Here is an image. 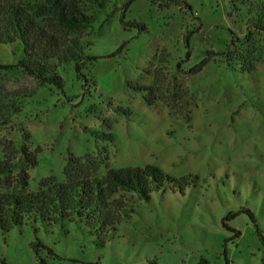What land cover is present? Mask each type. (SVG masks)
Returning a JSON list of instances; mask_svg holds the SVG:
<instances>
[{
  "label": "rangeland",
  "instance_id": "1",
  "mask_svg": "<svg viewBox=\"0 0 264 264\" xmlns=\"http://www.w3.org/2000/svg\"><path fill=\"white\" fill-rule=\"evenodd\" d=\"M104 1L80 34L97 58L59 65L60 86L0 44V105L20 104L0 124V191L145 164L197 180L134 198L107 236L79 220L0 231V264H264V33L243 12L260 0Z\"/></svg>",
  "mask_w": 264,
  "mask_h": 264
},
{
  "label": "trees",
  "instance_id": "2",
  "mask_svg": "<svg viewBox=\"0 0 264 264\" xmlns=\"http://www.w3.org/2000/svg\"><path fill=\"white\" fill-rule=\"evenodd\" d=\"M132 1L128 0L126 6ZM88 3L100 9L105 7L104 0H0V44L18 42L22 48V57L14 66L41 86L61 85L58 72L61 64L72 63L74 71L81 75L86 63L97 58L86 53L91 43L80 36L96 20L88 10ZM243 12L246 26L264 33V0L243 7ZM231 52H227L228 56ZM228 56L226 60L231 62L228 66L235 67L239 58L229 60ZM240 62L242 70L251 72L249 59L245 57ZM19 111L17 101L1 104L0 124H6ZM196 180L193 174L175 177L155 165L145 164L109 168L100 177L44 181L36 191H0V231L8 232L27 221L51 225L79 220L89 229L107 236L129 217L128 204L134 198L148 201L153 192L165 187L177 188L182 193ZM246 212L255 222L252 213ZM238 234L236 231L234 236ZM41 247L46 248L41 241L33 243L35 252ZM226 264H229L227 259Z\"/></svg>",
  "mask_w": 264,
  "mask_h": 264
}]
</instances>
